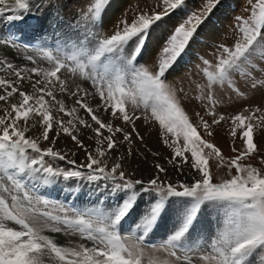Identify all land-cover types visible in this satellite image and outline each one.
<instances>
[{
	"label": "snow or ice",
	"instance_id": "snow-or-ice-1",
	"mask_svg": "<svg viewBox=\"0 0 264 264\" xmlns=\"http://www.w3.org/2000/svg\"><path fill=\"white\" fill-rule=\"evenodd\" d=\"M187 2L155 0L147 11L141 10L131 22L120 21L112 34L105 35L95 29L100 28L110 0H89L75 24L70 23L67 33L62 34L64 43L57 45L56 55L52 49H40L44 58L52 62L50 69L17 66L7 58L0 60V73L5 74L0 75V103L7 105L0 108V264H264V155L255 140L257 132L264 133V99L249 102L230 116L232 127L228 134L236 155L225 157L213 139L218 127L228 119L217 109L224 96L229 101H249L251 91L264 97V47L260 43L264 40V0H257L248 19L236 18L242 39L233 46L219 44L214 64L199 58L206 79L189 80V86L194 87V98L201 102L202 112L191 116L184 100L193 97L168 77L219 0H202L200 8L181 15L168 29L151 64L138 59L150 31L182 11ZM60 7V0H14V4L0 0V18L9 11L16 13L6 15V21L11 23L34 10L43 14ZM17 39L0 37V45L15 47ZM26 59L36 64L33 55ZM209 67L213 70L209 71ZM63 72L87 83L100 102L93 107L87 100L89 88L81 84L70 88L62 79ZM240 74L247 91L234 79ZM25 80L30 81L32 93L21 90ZM218 89L223 91L220 98ZM56 90L73 97L75 106L68 107L63 100H57L53 94ZM45 97H50L58 111L70 118L65 121L54 117ZM128 105L142 109L145 122H158L161 139L172 150L166 164L178 177L187 175L185 166L191 169L193 175L187 181L171 179L168 167L159 160L153 163L147 178H136L135 171L126 173L125 161L143 155L133 147L136 140L143 141L134 123L141 116L130 114ZM79 111L92 123L80 117ZM100 111L122 121L132 131L114 126L102 118ZM77 126L94 133L89 137L95 140L94 148L80 138ZM38 127L42 131L34 138L30 130ZM53 132L67 134L84 152V161L77 162L75 151L66 154L52 146L42 148L41 140L56 144L50 135ZM117 133L122 139L117 138ZM238 137L243 149L234 146ZM124 144L128 145L124 153L112 155ZM151 154L159 156L157 152ZM256 156H260L261 167L244 163ZM57 159L63 167L53 166ZM210 162L218 171L227 170L219 182ZM70 182L76 184V190L95 184L112 194L123 193L125 198L110 209L100 206L103 201L81 209L66 200L61 203L48 198L41 191ZM142 194L153 199L128 234L122 235L121 222ZM172 198L187 199L191 204L181 222L157 246L151 239L152 232ZM220 202L226 206L225 217L214 237H210V246L194 245L191 229L201 207ZM46 232L79 237V241L61 243ZM146 248L163 253L165 258L153 256L146 260Z\"/></svg>",
	"mask_w": 264,
	"mask_h": 264
},
{
	"label": "rangeland",
	"instance_id": "rangeland-1",
	"mask_svg": "<svg viewBox=\"0 0 264 264\" xmlns=\"http://www.w3.org/2000/svg\"><path fill=\"white\" fill-rule=\"evenodd\" d=\"M14 1V0H9ZM8 1V2H9ZM123 3L120 5L116 10L115 14H109L110 7L116 0H110V5L107 6V9L104 13L103 19L100 23V28L95 29L96 31H100L105 35H110L116 30L118 23L124 19L128 22H131L132 19L135 18L136 15L139 14L141 10L147 11L150 6L155 3V0H119ZM94 2V0H93ZM202 0H188L186 7L182 11H178L172 14L170 17L166 18L164 21L160 22L158 26H155L152 31H150L147 41L145 42L144 49L142 50L141 56L138 58L141 63L151 64L152 60L155 58L156 51L163 41L165 35L168 32V29L175 25L181 15L187 13L191 10H196L201 7ZM257 3V0H219L216 7L213 9L211 14L209 15L208 19L204 22V24L199 29L198 35L194 38V40L189 45L186 54L183 55L184 59L188 57V60L181 61V59L174 65L173 70L169 74V81L176 82L179 85H183L185 90L188 91L189 96L193 97L191 100H184V107L186 111L191 116L194 112L201 111L202 112V104L200 101L196 100L194 97L197 95L194 87L189 86V80L201 81L206 79V77L202 76V69L203 65L200 57L208 59L210 64H214L217 60V46L221 43L227 46H233L234 43L242 39V33H240L239 28L237 26V17H242L244 19H248L251 16L252 6ZM10 4V2H9ZM61 7L60 8H53L48 9L41 13H36L35 10L33 14L26 15L28 18L36 19L40 25L42 26L41 32H38L36 35L37 41L33 45H29L28 47L22 46L20 42H16L17 46L6 47L5 45H0V60L7 58L9 61L14 63V65L21 66V67H32L36 66L38 68L43 69H50L52 66V62L48 61L44 58L43 53L40 51L42 48L52 49L53 54L56 55L55 49L57 45H63L64 43V36L62 34L67 33V26L71 24H75L78 13L81 10H86L87 6H89V0H60ZM7 14H16L13 12H8ZM6 15L3 18H0V37L4 39H9V31H5L4 28L7 26ZM109 15L108 19L107 16ZM16 21L11 22L15 23ZM24 23V21H23ZM2 24V25H1ZM5 24V25H4ZM20 23L15 24V27H21ZM14 26V24H13ZM14 28L15 32H19L21 36L25 32V27L23 26L22 29ZM12 31V30H11ZM262 34H264V26H262ZM160 38V39H159ZM159 39V40H158ZM259 39V38H258ZM261 46L264 47V40L260 41ZM152 46L150 49L149 47ZM150 49V50H149ZM6 52L9 53L6 57ZM146 52V53H145ZM190 52V54L188 53ZM188 54V55H187ZM28 55H33L34 59L36 60V64L33 65L31 62L27 61L26 57ZM186 56V57H185ZM197 65H200V68H197ZM213 70L212 67H209V71ZM0 75H5L4 73H0ZM9 78H13L9 76ZM38 77H33V79H37ZM62 79H64L70 86V88L75 89L76 84H81L82 87L89 88V96L87 100L89 103L95 107L98 104L99 97L95 94L94 89H92L87 83L82 82L80 79L74 77L71 73L63 72ZM234 79L238 81L242 90L247 91V85L243 79V75L240 74L239 76H235ZM21 90L27 91L29 93L33 92L31 87L30 81L25 80L22 82ZM56 96L57 100H63L66 106L71 107L75 106L74 98L71 97L67 93H60L58 90L54 91L53 93ZM217 97L220 98L223 96V91L218 89L217 90ZM248 96L250 98L249 101L243 100H232L229 101L226 96H224L223 102L217 105L218 113H223L228 119L218 127L217 132L214 139V142L217 144L218 147L221 148L225 157H232L236 155L232 151L233 147V140L228 134L231 130L232 124L230 120V116L234 115L237 111L242 110L243 106H246L247 103H259L261 102L264 97H262L260 92H251L248 91ZM48 103V108L52 112V115L57 119L67 120L70 117L60 113L58 111V105L55 104L54 101L51 100L50 97H45ZM11 102H16L15 100ZM0 103V108L6 107ZM128 110L130 114L135 112L136 115L141 116L139 120H135V127L136 130L139 132L140 136L143 137V141L136 140L133 147L138 153H142L143 155H137L134 158H129L125 161L124 170L126 173H131L135 171L136 178H147L149 173L153 170L152 165L156 160H159L160 163L165 164L168 167V176L175 180V179H183L188 180L190 176L193 175L192 170L185 166V171L187 175L178 177L175 170L171 168V166L166 164V158L171 156L172 150L163 143L161 139V129L159 128L158 122H151L147 123L143 119V110L142 109H133L131 105H128ZM0 114H3L0 112ZM102 118L107 119L108 121L112 122L114 126H120L125 128L126 131H132L131 127L122 123V121L113 119L111 116L106 115L103 111L99 113ZM78 115L88 121V123H92L90 117H88L83 111H79ZM195 119V117H193ZM31 123V120L29 121ZM42 128H37L36 130H30V134L35 138L40 135ZM77 132L80 138L84 141L85 144L92 146L93 148L95 145V140L90 139L89 137L94 136V133L88 129L81 126H77ZM55 139V145H49L47 142L41 140L40 144L42 148H47L52 146L54 150L62 151L63 153L68 154L69 151L77 152V156L74 157L77 162L84 161V152L80 151L72 142L67 134H59L50 133ZM104 135H108L107 131L104 130ZM117 138L122 139V135L117 133ZM255 140L260 147L261 154L264 155V133L257 132L255 134ZM182 146V144H181ZM234 146L237 149H243V141L238 137L235 142ZM128 145L124 144L119 152L113 153L112 155H120L124 153L127 149ZM151 150V151H149ZM152 152L159 153V156L153 157ZM188 155V153H186ZM144 156L147 159H144ZM69 158H73L69 155ZM49 159V158H46ZM51 162V161H50ZM112 163L109 160V165ZM212 163V170L215 176L216 182H219L221 178L225 177V173L227 170L218 171L215 163ZM244 163H251L255 167H261L260 165V156H256L251 160H246ZM53 166H61L63 167L64 164L60 162L58 159L54 162ZM234 174V173H233ZM70 184L76 185L74 182H70ZM55 186H59L64 188L62 184H56ZM53 187V186H52ZM67 188V187H66ZM52 189V188H51ZM75 189V187H74ZM97 189V190H96ZM73 190V189H72ZM51 191V190H48ZM83 194L80 195L79 198L85 197L87 193H94L99 191L102 195L107 197H118L119 199H124L125 196L123 193H116L112 194L110 190H106L104 193L101 191L100 185H83L80 187V190H77ZM68 193V192H65ZM68 194H73V192H69ZM143 198L139 201H136L135 205L133 206L132 210L128 213V215L124 218L122 223V235H127L129 230L124 225L126 223L127 227H131L135 225L140 217L144 214L145 208L149 204V202L153 199V197L148 196L147 194L142 195ZM91 198V199H90ZM97 198V196H96ZM105 198V197H104ZM88 200L84 203L81 201L76 202L77 208H86L91 207V204H96L98 201H91L92 196L89 195ZM114 200V198H112ZM111 200V201H112ZM57 201V200H55ZM121 201V200H120ZM107 206L101 204V207H112L115 204L113 202L105 201ZM113 204V205H112ZM191 202L187 199L183 198H172L169 202L165 205L164 210L160 214V218L157 221V224L152 232V240L159 245L161 236L159 235L163 230H166L167 227V234L172 231L182 220L183 214L185 211L190 207ZM110 209V208H109ZM52 210V209H48ZM107 210V209H106ZM226 212V206L220 203H205L199 212V215L196 221L193 224L191 229V243L197 245L200 248L210 246V237H214L216 230L222 224ZM12 226V225H10ZM50 234L55 237L61 243H67L70 239L76 243L79 241V237H66L62 233H45ZM146 252V260L148 258H152L153 256L158 258H165L163 253L160 252H153L149 249H145ZM257 261H259L260 257H256Z\"/></svg>",
	"mask_w": 264,
	"mask_h": 264
},
{
	"label": "bare ground",
	"instance_id": "bare-ground-1",
	"mask_svg": "<svg viewBox=\"0 0 264 264\" xmlns=\"http://www.w3.org/2000/svg\"><path fill=\"white\" fill-rule=\"evenodd\" d=\"M8 1H9V0H8ZM9 2H10V4H14V1H9ZM119 3H120V5H121L123 2H122V1H119V0H116V2L113 3L112 6L110 7V11H108V13H109V14H115V13H116V10H117L119 7H121V6H119ZM27 16H28V15H27ZM27 16H25L24 18H26ZM108 17H109V15L107 16V19H108ZM0 21H1V20H0ZM1 22H2V21H1ZM1 22H0V23H1ZM10 24H11V23H10ZM12 24H13V23H12ZM1 25H2V24H1ZM4 25H5V24H4ZM0 27H2V26H0ZM2 28H3V27H2ZM0 32H1V31H0ZM159 39H160V38H159ZM159 39H158V40H159ZM149 48L151 49L152 46H150ZM150 49H149V50H150ZM145 53H146V52H145ZM188 53L190 54V52H188ZM187 55H188V54H187ZM185 57H186V56H185ZM182 60H183V61L188 60V57H186V58L184 59V56H182L181 61H182ZM62 185L64 186V188H66V187L68 188V186L70 185V183H69V184H66V185H65V184H62ZM51 187H52V186H51ZM51 187H50V188H51ZM55 187H56V186H55ZM55 187L53 186L52 189H51V191H49V192H53V190L56 189ZM81 187H82V186H81ZM50 188H48V189H50ZM48 189H47V191H48ZM58 190H59L60 192L62 191V189H59V188H58ZM79 190H80V189H79ZM96 190H97V189H96ZM106 190H108V189H105V188H103V187L101 186V191H103L104 193H106V192H105ZM72 191H74V189H73ZM72 191H67V190H65V191H64V194H65V192H68V193H69V192H72ZM95 192H96V191H95ZM81 194H83V193H81V192H77V196L80 197ZM88 194H89V193H87L86 195H88ZM92 194H93V193H92ZM69 195L72 196L73 194H69ZM112 198L116 199V197H112V196H110V197H108V200H107V197H105L104 200H105V201H108V202H113L115 205L118 204V202H116L115 200H112V201H111ZM90 199H91V198H90ZM120 200H121V199H120ZM121 201H122V200H121Z\"/></svg>",
	"mask_w": 264,
	"mask_h": 264
}]
</instances>
